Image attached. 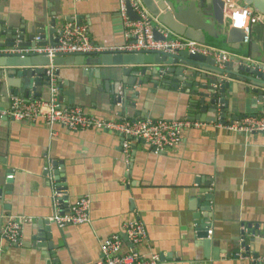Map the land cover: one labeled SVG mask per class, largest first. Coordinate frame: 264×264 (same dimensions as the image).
<instances>
[{"label": "crops", "instance_id": "0c3cea01", "mask_svg": "<svg viewBox=\"0 0 264 264\" xmlns=\"http://www.w3.org/2000/svg\"><path fill=\"white\" fill-rule=\"evenodd\" d=\"M169 1L189 7L181 10L185 22L204 25L205 20L199 15L202 0ZM52 19L60 28L55 35L47 36L48 44L58 40L62 27L74 23L86 28L97 47L114 48L129 40L119 17L118 0H0V45L6 40L2 33L14 32L19 36L23 31L26 42L35 22L49 24ZM211 23L215 31L211 28L209 32L215 37L206 35L203 46L247 60L248 66L264 68V20L252 27L250 44L241 43L238 52L221 45L217 38L229 31L227 21L221 27ZM169 34L168 39L182 38ZM38 36L35 34L34 38ZM161 67L165 71L182 67L191 86L182 87L185 91L193 90L195 83L208 85L201 78L208 75L204 71L197 70L200 77L193 78L188 72L190 68L179 64L132 66L131 72L138 75H130L129 81L146 79L147 83L134 86V92L139 93L134 100V92L123 94L124 83L120 82L122 102L112 107V91L100 89L123 78L120 70L117 73L105 66H64L56 67V76L61 85V104L83 108L95 118L190 120L203 125L185 131L173 150L157 153L137 141L131 143L125 154L123 139L107 131L73 133L55 126L52 135L51 129L40 121L32 124L0 117V230L10 217L27 219L22 226L20 246L0 238V264H56L55 259L59 264H97L101 261L102 243L113 235L122 238L121 253L130 249L124 240L123 226L133 220L141 221L148 235L140 252L158 255L160 264H253L251 258L262 255L264 134L215 129L213 123L220 116L219 111L209 120L194 119L198 110H192L189 101L197 97L171 88L166 90L161 85L155 89L150 84L154 80L152 75ZM144 68L148 70L142 76ZM23 70L0 68L4 73ZM15 76L11 81L18 84L20 79ZM163 78L171 82L174 75ZM221 79L229 84L225 91L229 107L223 121L264 115V104L254 101L256 95L245 94L248 84ZM39 83L29 95L47 99L48 85L44 81ZM9 93L7 88L0 95L2 111L8 109ZM17 93L20 96L24 91L18 89ZM49 162L52 181L44 172ZM56 186L62 193L60 213L67 212L79 198L89 197V223L59 229L48 222L54 210L52 194ZM204 193L212 195L208 206ZM39 222L49 223L43 226L50 229L44 231L45 242L33 239ZM196 224L209 227L207 244L196 236ZM49 233L52 242L47 237ZM50 242L57 250L43 244ZM243 243L245 247H241Z\"/></svg>", "mask_w": 264, "mask_h": 264}, {"label": "built area", "instance_id": "2783aa9c", "mask_svg": "<svg viewBox=\"0 0 264 264\" xmlns=\"http://www.w3.org/2000/svg\"><path fill=\"white\" fill-rule=\"evenodd\" d=\"M224 4V17L228 27L241 30L243 33L242 45H249L251 42L252 27L264 20V16L253 11L250 7L240 4L239 0H220ZM119 17L127 30L129 40L123 45L114 48H101L93 45L87 30L80 24H67L59 30V37L56 43L44 47H36L33 50L18 49V42L12 48H0V55H21L34 53L44 55L49 60L46 67V78L48 85V98L41 99L31 95L10 96L8 109L0 110V117H9L17 122L35 124L40 121L51 129L60 126L69 132H79L96 129L107 131L120 136L123 139V152L128 153L131 143L143 141L154 152H166L173 150L181 142L182 134L193 128L203 126L197 121L190 120H152V119H98L78 106L65 107L60 101V87L58 83L56 66L53 60L57 55H83L97 56L104 53H163L177 55L180 52L209 56L217 65L228 62L235 56L224 51L208 48L183 38L168 39L169 32L160 26L151 17L140 0H118ZM130 8L137 20L133 21L128 17L127 9ZM154 31H157L163 39H155ZM36 43L40 42L35 37ZM238 59V58H237ZM247 61V60H245ZM213 127L230 133L239 134H264V115H248L238 120L225 122L218 116ZM51 163L45 167L44 172L49 181L51 177ZM12 178L11 175L8 176ZM59 188V187H58ZM57 188L52 194L54 210L49 223L59 229L67 226H80L89 223L90 199L87 196L79 198L73 205L68 207L65 213L59 212V200L62 193ZM27 219L8 218L4 227L0 230V238L10 244L20 246L22 243V226ZM125 243L129 246L126 253H121L123 247L122 238L113 235L106 239L101 245V261L97 264H160L158 255L140 252V248L148 241V235L144 224L139 220L125 223L123 226ZM211 232L208 231V236ZM253 264H264V252L262 255L251 258Z\"/></svg>", "mask_w": 264, "mask_h": 264}, {"label": "water", "instance_id": "95a60500", "mask_svg": "<svg viewBox=\"0 0 264 264\" xmlns=\"http://www.w3.org/2000/svg\"><path fill=\"white\" fill-rule=\"evenodd\" d=\"M145 9L149 12L152 17L157 19L158 24L167 29L170 33L182 37L186 40L196 42L198 44L204 45L206 43L205 36H212L209 31L212 28L215 31L212 23L221 27L224 25V4L220 0H202V9L199 13L202 18H204V25L195 26L194 24H189L182 19L181 10L189 9V7L179 4L177 1L171 2L169 0H140ZM243 5L250 7L253 11L264 16V0H239ZM128 17L136 21L137 16L135 13L128 8ZM204 16V17H203ZM34 28L29 31L27 41L24 42L23 35L24 32L20 31L21 34L16 36V33H2L6 36L5 43L0 45L2 48H12L15 42H18V49L21 50H33L36 47H44L48 45L46 42L47 36H53L58 32L55 19H52L49 24L44 21H38L34 23ZM39 35L38 37L42 42L36 43L32 42L34 40V35ZM155 39H163L161 35L154 31ZM218 39L221 40V45H225L232 51H240L243 33L241 30L230 28L228 32H223ZM57 41H51L49 44H54ZM53 64L58 67H73V66H105L110 69V71L120 70V74L123 76L119 81L109 86H105L100 91H112V107L115 105H121L123 95L121 94V83H124V92H134V86H142V84L147 83L146 79L143 81H136L133 78L129 81V76L134 75L136 77L138 73H132V66H146V65H156V66H169L179 64L190 68L189 73L193 78H199V71H204L208 75H212L215 78L210 79L208 75H202L203 80H207L208 85L202 86L199 83L193 84L194 89L185 91L182 87L191 86L187 83L188 75H184V69L182 67L163 69L162 67L157 69L155 74H153V81L150 84L157 89L158 85H161L163 89L169 90L170 88L175 91H179L180 94H187L191 97H197V99L190 100L189 104L192 110H198V115L193 118L196 120H209V117L214 116L217 111L220 112V118L223 120L228 112L229 103L225 100V91L229 88V84L220 78H227L240 81L243 84H248L244 89L247 95H256L255 102H261L264 104V68L254 67L253 65L248 66L246 61L239 60L237 58H232L228 62L223 63L221 66L217 65L215 60L209 56H201L198 54H190L188 52H180L177 55L163 54V53H138V54H122V53H104L97 56H83V55H57ZM49 65V60L44 55H36L34 53L21 54V55H0V68H23L24 70L20 73H10V72H0V95H4V90L8 88L10 90L11 96H16L18 89L24 91L23 97L29 96V92L35 91V87L39 86L40 83L44 81L47 85L46 78V67ZM124 66H130L125 68ZM116 67V68H115ZM119 67H122L119 68ZM148 69L144 68L141 70V75L144 76ZM195 70V71H194ZM58 71V70H57ZM55 72L57 75L58 72ZM93 74V73H92ZM168 74L174 75L171 82L165 80ZM17 75L20 79L18 84H13L11 79L15 78ZM90 75V73H89ZM97 72L95 76H97ZM125 78V79H124ZM163 78V79H162ZM110 82V79H108ZM184 81V82H183ZM121 82V83H120ZM126 85V86H125ZM61 88V85L59 86ZM253 88V89H251ZM199 89L207 91L202 92ZM139 93L134 92L132 97L137 100ZM126 97V95H125ZM206 99L209 101L206 104ZM127 100V99H126ZM135 107V104H131ZM127 110V108H126ZM126 110H123L125 112ZM214 120V119H213ZM144 143L143 141H140ZM204 199L206 200V206L209 205L212 195L209 193H204ZM208 210V208H204ZM49 224L47 222L37 223V234L33 239H38L39 241L45 242L46 238L44 236V231H50V229H45L43 226ZM196 236L203 240L205 244L208 242V226L203 227V225L196 224ZM51 241V234L47 235ZM52 242V241H51ZM43 243L48 246L50 250H57V247L53 243ZM241 247H245L244 243ZM55 256V253H54ZM55 259V258H54ZM53 263L59 264L58 260L55 259Z\"/></svg>", "mask_w": 264, "mask_h": 264}, {"label": "bare ground", "instance_id": "6f19581e", "mask_svg": "<svg viewBox=\"0 0 264 264\" xmlns=\"http://www.w3.org/2000/svg\"><path fill=\"white\" fill-rule=\"evenodd\" d=\"M19 69V68H18Z\"/></svg>", "mask_w": 264, "mask_h": 264}]
</instances>
